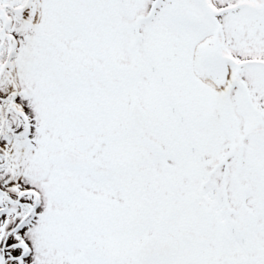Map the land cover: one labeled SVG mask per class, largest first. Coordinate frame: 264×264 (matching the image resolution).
<instances>
[{
  "label": "snow or ice",
  "instance_id": "6c2138e0",
  "mask_svg": "<svg viewBox=\"0 0 264 264\" xmlns=\"http://www.w3.org/2000/svg\"><path fill=\"white\" fill-rule=\"evenodd\" d=\"M0 264H264V0H0Z\"/></svg>",
  "mask_w": 264,
  "mask_h": 264
}]
</instances>
